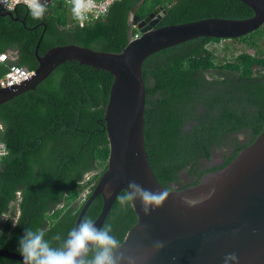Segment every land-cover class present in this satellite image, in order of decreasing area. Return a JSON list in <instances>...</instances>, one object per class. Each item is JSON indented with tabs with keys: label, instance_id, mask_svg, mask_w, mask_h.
<instances>
[{
	"label": "trees",
	"instance_id": "trees-1",
	"mask_svg": "<svg viewBox=\"0 0 264 264\" xmlns=\"http://www.w3.org/2000/svg\"><path fill=\"white\" fill-rule=\"evenodd\" d=\"M158 7L166 13L157 28L253 15L237 0H115L104 18L78 28L65 19V5H56L43 19L18 6L10 11L11 18L0 16V50L15 53L14 63L34 71L35 47L45 29L39 56L70 44L117 54L129 42L131 16L144 19ZM254 33L235 40L256 53L243 52L232 61H216L207 46L221 40L209 37L162 50L144 61V148L162 188L175 192L199 185L262 133L264 51L253 41ZM4 71L0 68V78ZM112 82L106 71L67 61L34 90L0 105V139L8 151L0 161V218L18 216L1 228L0 248L20 254L19 240L26 228L42 229L51 239L66 236L75 226L84 201L107 169L104 112ZM215 151L221 155L213 163ZM205 162L210 166L204 167ZM183 177L186 181L181 182ZM102 204L98 196L84 217L96 220ZM105 223L124 240L136 215L132 207L121 209L115 199ZM0 264L21 263L0 257Z\"/></svg>",
	"mask_w": 264,
	"mask_h": 264
},
{
	"label": "water",
	"instance_id": "water-1",
	"mask_svg": "<svg viewBox=\"0 0 264 264\" xmlns=\"http://www.w3.org/2000/svg\"><path fill=\"white\" fill-rule=\"evenodd\" d=\"M237 1L249 7L253 15L243 20L207 18L158 28L166 13L163 7L144 19L133 15L131 25L140 37L117 54L70 44L53 47L39 56L44 29L35 47L38 66L31 78L0 89L3 105L34 90L67 61L106 71L113 77L104 112L109 143L107 169L84 201L75 225L98 196L103 204L95 221L97 226L102 225L117 194L127 188L129 181L154 192L163 191L144 148L146 91L142 65L151 55L194 39L235 40L260 29L264 25V0ZM0 16L11 18L12 13L0 12ZM205 164L210 166L209 162ZM109 185L111 198L105 195ZM184 197L201 202L189 207L183 203ZM132 208L136 223L125 235L124 249L135 258V264H223L229 253L238 257V262L229 264H264V129L227 167L205 175L197 186L171 191L164 205L149 216L144 215L139 201ZM156 241L165 244L158 252L152 251ZM0 257L23 264L20 254L6 249L0 248Z\"/></svg>",
	"mask_w": 264,
	"mask_h": 264
},
{
	"label": "clouds",
	"instance_id": "clouds-1",
	"mask_svg": "<svg viewBox=\"0 0 264 264\" xmlns=\"http://www.w3.org/2000/svg\"><path fill=\"white\" fill-rule=\"evenodd\" d=\"M26 3L33 18L43 19L46 6L42 0H26ZM92 6V0H73L74 17L85 20V13ZM105 195L111 198L110 185L105 187ZM170 195L169 189L154 192L133 180L117 194L116 200L123 210L134 207L139 201L144 215L149 216L151 211L161 208ZM200 202L199 199L183 198V203L189 207ZM124 245L125 241L114 234L112 224L97 226L93 218L85 216L64 237L57 234L48 239L44 230L26 228L19 240L18 251L23 264H135V258L128 254ZM164 246L163 241H156L152 251L158 252ZM229 262H238L235 253L225 255L223 264Z\"/></svg>",
	"mask_w": 264,
	"mask_h": 264
},
{
	"label": "built area",
	"instance_id": "built-area-1",
	"mask_svg": "<svg viewBox=\"0 0 264 264\" xmlns=\"http://www.w3.org/2000/svg\"><path fill=\"white\" fill-rule=\"evenodd\" d=\"M115 0H92V7L89 11L85 13L86 19L83 21L78 20L74 17L72 24L78 28H84L94 22L102 19L107 14L110 6ZM46 6L45 16L48 15L49 11L58 4L73 8V0H42ZM22 6L25 7L28 11L30 9L27 6L26 0H0V9L4 11H13L16 7ZM131 19L129 25L131 28V34L129 37V42L140 37L138 32L132 33V30L135 29L131 25ZM136 30V29H135ZM16 60V54L9 51L0 50V68H4V74L0 78V89L11 88L17 85H20L28 81L33 75V71H29L24 67H21L14 63ZM7 148L3 141L0 139V161L7 156Z\"/></svg>",
	"mask_w": 264,
	"mask_h": 264
},
{
	"label": "rangeland",
	"instance_id": "rangeland-1",
	"mask_svg": "<svg viewBox=\"0 0 264 264\" xmlns=\"http://www.w3.org/2000/svg\"><path fill=\"white\" fill-rule=\"evenodd\" d=\"M66 8H63L62 11L63 15L65 16V19L68 21V23L72 22V20L74 19V14L72 12V9L68 6H65ZM254 33V32H253ZM260 35V36H259ZM253 37H255L253 39V41H256V43L259 45V47L264 51V25L258 29L256 31V33H254L252 35ZM247 40V39H246ZM208 50L213 52V54L216 57V61L219 63H224L227 61H232L233 58L237 55H239L240 53L243 52H247L250 54H255L256 53V49H251L249 48L243 41H238V40H221L218 43H210L207 46ZM239 138L241 140H243V135L240 134ZM221 155L220 151H215L214 155H213V163H216L219 161V157ZM204 167H208L207 165H204ZM186 181L183 177L181 182ZM11 216H9V214L3 215L0 218V231L1 228L3 227L5 221L7 219H10ZM12 220L14 221V217H11Z\"/></svg>",
	"mask_w": 264,
	"mask_h": 264
},
{
	"label": "flooded vegetation",
	"instance_id": "flooded-vegetation-1",
	"mask_svg": "<svg viewBox=\"0 0 264 264\" xmlns=\"http://www.w3.org/2000/svg\"><path fill=\"white\" fill-rule=\"evenodd\" d=\"M158 8H159V7H158ZM158 8H157V9H158ZM157 9H155L153 12H155ZM153 12H151V13H153ZM151 13H150V14H151ZM158 14H160V11L157 12L156 16H157ZM70 23H72V22H70ZM158 24H159V23H158ZM158 24H157V25H158ZM156 28H157V26H156ZM221 162H222V161H221ZM221 162H220V163H221ZM17 217H18V216H15L13 219L16 220Z\"/></svg>",
	"mask_w": 264,
	"mask_h": 264
}]
</instances>
